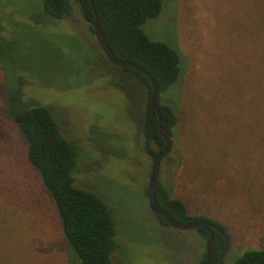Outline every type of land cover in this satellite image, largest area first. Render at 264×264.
<instances>
[{
  "label": "rangeland",
  "instance_id": "1",
  "mask_svg": "<svg viewBox=\"0 0 264 264\" xmlns=\"http://www.w3.org/2000/svg\"><path fill=\"white\" fill-rule=\"evenodd\" d=\"M43 1L0 0V264H71L75 256L11 117L34 104L47 106L78 147L76 185L114 206L115 264H200L204 232L174 228L149 207V86L106 58L79 0H70L74 13L64 18L46 13ZM162 1V12L143 28L176 43L183 71L175 88L161 92V104L179 103L181 123L170 134L173 149L159 182L190 213H206L227 228L230 264L264 246V142H252L246 127L227 132L231 141L219 148L208 124L221 113L198 111L196 102L215 97L218 70L235 61L233 0Z\"/></svg>",
  "mask_w": 264,
  "mask_h": 264
},
{
  "label": "trees",
  "instance_id": "2",
  "mask_svg": "<svg viewBox=\"0 0 264 264\" xmlns=\"http://www.w3.org/2000/svg\"><path fill=\"white\" fill-rule=\"evenodd\" d=\"M79 2L90 19L95 18V9L102 32L117 58L133 61L148 70L162 93L175 88L183 71L180 48L174 42L151 38L143 28L148 20L162 12V0H93L94 9L90 0ZM232 7L237 16L234 26L237 36L233 34L236 45L230 56L235 57V61L218 70L222 80L214 87L215 97L196 102L198 111L221 113L220 119L208 124L211 132L218 135L216 145L219 148L231 141L228 134L231 129L234 133L247 127L253 133L252 142H264V0H233ZM43 8L57 18L74 13L70 0H44ZM91 31L94 35L93 28ZM124 68L149 86L150 98L148 79L132 68ZM232 84L237 85L233 90ZM26 106L11 117L27 141L29 162L40 173L56 204L63 232L75 252L71 264H115L113 254L119 243L114 206L95 192L76 185L79 149L65 137L51 110L43 104ZM160 108L164 124L172 135L181 123L179 103L160 102ZM147 110L145 134L151 150L158 153L164 148L165 140L156 122H151L157 117L152 115L150 100ZM151 143L157 148L151 147ZM156 196L159 205L177 220L216 223L229 236L227 228L208 214L190 213L186 203L174 196L163 182H158ZM200 229L208 239L209 231ZM225 243L224 235L215 230L213 254L216 257ZM230 264H264V246L244 250Z\"/></svg>",
  "mask_w": 264,
  "mask_h": 264
},
{
  "label": "water",
  "instance_id": "3",
  "mask_svg": "<svg viewBox=\"0 0 264 264\" xmlns=\"http://www.w3.org/2000/svg\"><path fill=\"white\" fill-rule=\"evenodd\" d=\"M92 8L94 9L93 0H90ZM95 18L90 20L88 18L87 12L84 13V17L87 20H90L92 26H93V33L95 36V39L97 40L102 52L106 56V58L113 64L118 67H129L133 70L139 72L140 74L144 75L151 86V111L153 114L157 117V127L160 132V135L165 140L164 148L158 152L154 153L149 145L148 138L146 139V149L148 155L151 157L152 165H151V172L148 180V186H147V193H148V202L149 207L152 212H154L157 215H160L170 226L174 228H178L181 230H188L191 228H205L209 231L210 235L206 242V261L204 263L200 264H212L211 258L213 253V242L215 238V230L222 233L226 239L225 247L221 253L220 259L223 258L225 252L228 250L230 246V238L225 233L224 229L220 227L216 223H211L204 220H191V221H179L176 218H174L170 213H168L165 209H163L157 200L156 196V189L160 178L161 173V165L162 160L171 153L173 149V140L170 136V133L168 131L167 126L164 124V118L162 116L161 108H160V102H161V90L159 88V85L156 81V79L153 77V75L143 68L141 65L128 60H122L115 56L114 52L112 51L109 43L107 42L100 23H99V17L94 9Z\"/></svg>",
  "mask_w": 264,
  "mask_h": 264
},
{
  "label": "flooded vegetation",
  "instance_id": "4",
  "mask_svg": "<svg viewBox=\"0 0 264 264\" xmlns=\"http://www.w3.org/2000/svg\"><path fill=\"white\" fill-rule=\"evenodd\" d=\"M84 14V13H83ZM84 17V16H83ZM89 18V17H88ZM84 19H85V17H84ZM90 19V18H89ZM90 20H92V19H90ZM90 20H87V19H85L84 21L90 26V28L92 29L93 28V26H92V24H91V22H90ZM97 41V40H96ZM98 43V42H97ZM99 45V44H98ZM100 47V46H99ZM101 49V48H100ZM152 115L154 116V114L152 113ZM157 122V119H155L154 117L152 118V120H151V122L153 123V122ZM147 138H148V136H147ZM146 151H147V149H146ZM148 186V185H147ZM147 196H148V193H147ZM149 203V202H148ZM226 244V243H225ZM119 247V246H118ZM225 247V246H224ZM224 249V248H223ZM223 251V250H222ZM222 251H221V253H222ZM228 251V250H227ZM227 251L225 252V254L227 253ZM221 253H220V255L218 256V257H216L213 253H212V258H211V261H212V264H224V257H225V254H224V256H223V258L222 259H220V256H221ZM113 259H114V256H113ZM206 261V253H205V256H204V258H203V261L201 262V263H204Z\"/></svg>",
  "mask_w": 264,
  "mask_h": 264
}]
</instances>
